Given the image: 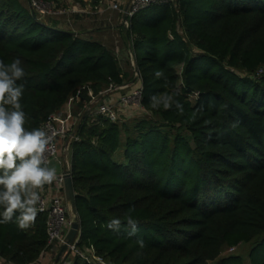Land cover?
I'll return each instance as SVG.
<instances>
[{
	"label": "trees",
	"instance_id": "trees-1",
	"mask_svg": "<svg viewBox=\"0 0 264 264\" xmlns=\"http://www.w3.org/2000/svg\"><path fill=\"white\" fill-rule=\"evenodd\" d=\"M154 7L162 10L142 15ZM124 40L141 72L144 113L153 117L131 124L89 117L72 144L79 249L94 247L106 264H209L255 239L252 257L264 246V0L152 6L132 18ZM14 58L26 73L28 130L42 128L81 89L90 101L89 88L98 94L132 81L102 41L35 18L21 0H0V60ZM173 91L182 114L175 105L151 107V96ZM129 215L138 226L132 236ZM113 219L119 231L107 227ZM48 240L46 214L28 229L14 217L0 223V258L35 264Z\"/></svg>",
	"mask_w": 264,
	"mask_h": 264
},
{
	"label": "built area",
	"instance_id": "built-area-1",
	"mask_svg": "<svg viewBox=\"0 0 264 264\" xmlns=\"http://www.w3.org/2000/svg\"><path fill=\"white\" fill-rule=\"evenodd\" d=\"M87 1V0H85ZM179 0H112L107 3V8L113 11L122 12V24L126 26V30L130 28L131 20L139 12L150 8L152 6H161L164 4L176 3ZM32 10L36 13L39 20H42L49 14H65V13H88V10L80 8L76 4L72 9L57 11V0H29ZM125 2V5L123 3ZM98 4V2H97ZM103 4V1L100 2ZM129 7L128 13L126 7ZM54 9L56 11H54ZM97 12L101 10V5L95 7ZM128 15V19H126ZM131 45V44H130ZM131 53H133L131 45ZM134 55V54H133ZM135 78L131 82L123 85L115 83L103 88L98 94L92 88H89L88 95L90 101L85 99L84 90L81 89L78 93L72 96L66 105L50 115L43 123L44 129L49 135L52 136L50 150L45 154L48 161V167H51L55 161L64 160L59 158L58 154L62 148L66 154L71 153L72 144L81 140V131L89 117L103 118L109 121H119L122 114L128 111L129 108L136 107L139 111L144 112L145 108L142 105L143 101V85L141 76L135 67ZM263 70L260 71V74ZM83 103V107L80 105ZM67 168L62 172L54 181V186L47 191H42L41 199L37 205V214H46L48 216V251H53L56 255L59 254L61 247L65 243L66 236L71 229L74 222L73 219L67 218V209L64 204L62 194L66 192V179L67 175L72 176V161L69 162L65 159ZM79 237L68 246L67 251L64 253L58 263L54 264H74L76 258L90 263H103L104 260L100 258L94 247L90 248L88 252L80 250L78 244ZM45 252V253H46Z\"/></svg>",
	"mask_w": 264,
	"mask_h": 264
},
{
	"label": "clouds",
	"instance_id": "clouds-1",
	"mask_svg": "<svg viewBox=\"0 0 264 264\" xmlns=\"http://www.w3.org/2000/svg\"><path fill=\"white\" fill-rule=\"evenodd\" d=\"M21 65L19 58L9 64L0 60V208L3 209L0 223L12 222L15 217L20 229H28L37 217L40 192L57 179V170L47 166L45 155L50 150L52 136L42 128H25L27 118L21 104L25 83L21 81L26 73ZM155 76L163 77L165 86L168 85L162 70L155 71ZM177 95L178 91L153 95L151 107L157 109L162 105L167 110L175 105L182 114V104L174 99ZM127 225L129 236L135 235L137 221L130 215ZM107 227L119 231L121 221L113 219ZM136 242L141 248L144 246L143 239Z\"/></svg>",
	"mask_w": 264,
	"mask_h": 264
},
{
	"label": "rangeland",
	"instance_id": "rangeland-1",
	"mask_svg": "<svg viewBox=\"0 0 264 264\" xmlns=\"http://www.w3.org/2000/svg\"><path fill=\"white\" fill-rule=\"evenodd\" d=\"M21 1L24 3V5L32 9L29 0ZM101 1H103V4H100ZM111 1L112 0H57V11H63L70 8L72 9V7H74L76 4H79L80 8L83 10H88V13H52L46 15V17H44L42 21L47 22L48 24L57 25L64 30H74L75 32L80 33L84 32V36L86 37H89L90 34L94 35L96 39L102 41L107 46L112 48L116 54H120V67L132 78L131 80L133 81L135 78V67L137 66V63L133 55L134 53H131V48L129 50V47L131 46L128 47L127 42H125L124 40L127 28L122 24V12L113 11L107 8V3ZM98 5H101V10L103 9V11H96L95 7ZM123 5H125V2L123 3ZM161 10L162 9L160 7H154L148 11H144L142 15L147 16L152 13L157 14ZM54 11L56 10L54 9ZM180 33L184 35L183 29H181ZM192 98L193 100H195L196 97L192 96ZM80 107H83V105L81 104ZM152 117L153 116L151 114L141 112L136 107H133L129 108L128 111H125L119 121L120 123L131 124L136 120ZM97 119L99 118H94L93 122L97 121ZM58 157L60 159L63 158L61 149L59 151ZM53 186L54 182L50 185H45L43 191H47ZM41 194L42 191L40 192V195ZM65 206L67 209V218L70 220L72 217L76 216L77 212H75V206L73 205L71 200L69 203H66ZM257 244L258 240L254 239L251 242H243L234 246H228L223 250V253L219 259L214 262H209V264H222L223 260L226 258L228 259L229 257L239 259L241 261V264H252V258L257 262H260L264 259V246L258 249L251 257V252Z\"/></svg>",
	"mask_w": 264,
	"mask_h": 264
},
{
	"label": "crops",
	"instance_id": "crops-1",
	"mask_svg": "<svg viewBox=\"0 0 264 264\" xmlns=\"http://www.w3.org/2000/svg\"><path fill=\"white\" fill-rule=\"evenodd\" d=\"M78 18V17H77ZM48 24V23H47ZM50 25H52V26H57V25H54V24H50ZM58 27V26H57ZM59 29H62V28H60V27H58ZM120 29H122V28H120ZM62 30H64V29H62ZM65 31H72V30H65ZM74 31V30H73ZM75 32V31H74ZM76 33H80V32H76ZM85 35V33L83 32V33H81V36H83V37H85V38H94V39H96V37L94 36V35H92V34H90L89 35V37H86V36H84ZM105 44V43H104ZM106 45V44H105ZM128 46H129V44H128ZM129 50H130V48H129ZM117 56H118V58H120V54H118L117 53ZM63 148V147H62ZM61 148V151H62V155H63V159L64 160H61V161H55L53 164H52V167H55L56 168V170H57V176H59L62 172H64L65 171V169L67 168V164H66V162L67 161H65V159L67 160L68 159V161L69 162H71L72 161V157H70V156H72V150H71V153L69 152L68 154H66L65 152H64V150ZM71 154V155H70ZM72 163V162H71ZM62 196H63V199H64V204H66V203H69L70 202V198H69V195H68V193H67V190H66V192H64L63 194H62ZM73 218V220L75 219V217H72ZM71 218V219H72ZM56 258H57V255H56V253L55 252H53V251H49L48 253L46 252V253H44V255L42 256V258L38 261V262H36L35 264H54L55 263V260H56ZM0 264H12V263H7L5 260H3L2 258H0Z\"/></svg>",
	"mask_w": 264,
	"mask_h": 264
},
{
	"label": "water",
	"instance_id": "water-1",
	"mask_svg": "<svg viewBox=\"0 0 264 264\" xmlns=\"http://www.w3.org/2000/svg\"><path fill=\"white\" fill-rule=\"evenodd\" d=\"M128 11H129V7L127 6L126 12L128 13ZM32 12H33L34 17L37 18L36 13L33 10H32ZM126 19H128V15H126ZM137 72L141 76V72L138 68H137ZM66 188H67V193L69 195V198L71 199L73 205L75 206V193H74V189H73V178L70 174L67 175ZM75 212H77L76 207H75ZM80 230H81V224H80V221H79L77 213H76L74 222L71 226L70 231L68 232V234L66 236L65 243L63 244L59 254L57 255L55 263H58L60 261V259L64 255V253L67 251L68 246L70 244H72L78 238V236L80 235Z\"/></svg>",
	"mask_w": 264,
	"mask_h": 264
}]
</instances>
